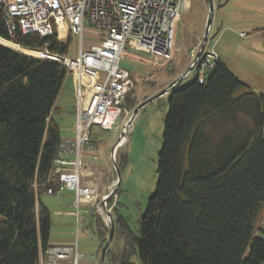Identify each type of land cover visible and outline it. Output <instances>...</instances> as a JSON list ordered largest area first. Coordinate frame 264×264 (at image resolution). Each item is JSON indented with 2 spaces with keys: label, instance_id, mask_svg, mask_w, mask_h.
Wrapping results in <instances>:
<instances>
[{
  "label": "trees",
  "instance_id": "trees-1",
  "mask_svg": "<svg viewBox=\"0 0 264 264\" xmlns=\"http://www.w3.org/2000/svg\"><path fill=\"white\" fill-rule=\"evenodd\" d=\"M0 37L49 54L70 47L56 27L46 37L10 35L1 11ZM67 76L56 61L0 45V264H38L50 247L39 195L57 185L51 173L63 139L53 114ZM172 86L155 191L138 233L114 203L104 264H264V239L254 235L264 209V95L219 58L204 83ZM135 105L132 91L127 106ZM96 223L102 249L109 229Z\"/></svg>",
  "mask_w": 264,
  "mask_h": 264
},
{
  "label": "rangeland",
  "instance_id": "rangeland-1",
  "mask_svg": "<svg viewBox=\"0 0 264 264\" xmlns=\"http://www.w3.org/2000/svg\"><path fill=\"white\" fill-rule=\"evenodd\" d=\"M211 1L213 16L207 49L214 50L242 83L264 95V0ZM208 6V0H190L189 6L182 10L174 30L170 59L156 60L146 53L129 48L124 50L120 66L131 73L136 105L131 110L128 108V116L124 121L118 122V127L114 131H103L95 125L91 129L90 141L98 145L93 155L98 159L96 162L101 164L100 170L105 176L109 175L111 178L108 181L111 187L106 201L107 212L111 213L116 202L117 209L114 213L126 219L134 233H138L139 221L156 187V169L162 146L163 121L168 111L170 95V91L166 89L171 84L175 89L181 88L195 79L196 74L193 71L184 77L182 75L189 69L190 48L199 38L202 41L208 19ZM251 27H258L259 30H251ZM242 32L245 34H241ZM102 34V30L92 27L85 21L81 45L79 36L68 35L64 40V43L70 41L66 57L73 58L78 55L80 47L82 51H88L92 45L100 42ZM0 44L37 57L45 54L42 51L24 49L2 40ZM71 78L69 75L66 77L56 102L58 109L63 110H57L53 115L62 138L73 136L71 128L75 123L72 122L74 91ZM151 98L153 100L149 101ZM139 106L140 109L131 118L132 111ZM127 120L130 121L129 127L115 154V163L118 166V172H116L113 151L118 146L121 130ZM84 153L86 152H83V155ZM88 155L92 154L88 153ZM83 182L87 183L84 179ZM66 194L68 193L40 196L42 203L50 212L49 239L70 243L71 246H76L79 254H82L83 261L99 263L102 249L96 218L98 216L102 220V216L94 208L89 210L88 207H84L81 209L82 219L78 222L72 208H69V211L73 217H65L64 213L68 211L65 209H61V216L58 217L54 213L58 206V199H64ZM102 222L104 223L103 220ZM254 235L264 239V209ZM132 261L134 264H139L137 258H133Z\"/></svg>",
  "mask_w": 264,
  "mask_h": 264
},
{
  "label": "built area",
  "instance_id": "built-area-1",
  "mask_svg": "<svg viewBox=\"0 0 264 264\" xmlns=\"http://www.w3.org/2000/svg\"><path fill=\"white\" fill-rule=\"evenodd\" d=\"M190 0H0V11L10 35L19 29L24 35L35 33L41 37L53 34L56 27L58 41L67 36L80 37L84 22L102 30L100 42L88 51L79 49L73 58L65 55L45 54L40 59H50L67 68L74 82L76 100V137L61 142V152L73 160L61 157L55 160L51 178L56 188L49 187V195L70 192L73 195V215L82 219L84 205L94 208L108 226L107 203L96 198V188L83 182L82 152H93L90 141L91 127L114 131L118 122L128 116L127 100L134 89L130 72L120 66L126 48L149 54L156 60L170 59L173 36L182 10ZM61 24L65 35L60 40ZM204 50L191 71L198 83H204L218 59L214 50ZM199 47V46H198ZM198 48L191 50L194 59ZM57 58L62 60L58 61ZM192 59V60H193ZM126 123V122H125ZM95 158V157H93ZM38 264H101L83 261L74 247H49L40 253Z\"/></svg>",
  "mask_w": 264,
  "mask_h": 264
},
{
  "label": "crops",
  "instance_id": "crops-1",
  "mask_svg": "<svg viewBox=\"0 0 264 264\" xmlns=\"http://www.w3.org/2000/svg\"><path fill=\"white\" fill-rule=\"evenodd\" d=\"M252 29L251 30H259L258 27H251ZM241 34H245L244 32H242ZM201 41H200V38L199 40H197L193 45L192 47L190 48V51H189V62H188V66H190L191 64V61H192V56H191V50L195 49V48H199L198 46L200 45ZM219 58V57H218ZM220 59V58H219ZM221 60V59H220ZM189 70V69H188ZM191 72V71H190ZM189 72L187 71L185 74L183 75H186L188 74ZM131 75V73H130ZM182 75V76H183ZM70 77H72L71 75H69ZM132 78V77H131ZM72 79V83H73V91H74V82H73V78ZM168 90V89H166ZM169 91V90H168ZM167 91V92H168ZM60 96V94H59ZM58 96V98H59ZM73 100H74V107H73V110H72V116H73V123L76 121V117H75V108H76V100H75V96L73 95ZM57 110H63L61 108L58 109L57 106H55V112ZM67 113V111H65ZM54 115V114H53ZM74 126H75V123L73 124L72 128H71V133L73 136L71 137H65V138H62L63 140H66V139H74L76 137V133L74 131ZM96 126V125H95ZM93 127V126H92ZM91 127V129H92ZM102 130V129H101ZM73 131H74V134H73ZM103 131H106V130H103ZM70 136V135H69ZM116 136V135H115ZM92 143L95 145V151L97 150L98 148V145L96 142H93ZM95 151L93 152H88V153H91L92 155H88L87 151H83V152H86L84 153L83 155V152H82V160H83V163H84V175L85 176L83 179L85 181H87V183L93 185L95 188H96V193H97V196L96 198L98 200H103V201H107L108 198H109V188L111 187V184H108V181L111 179L110 176H105L104 173L100 170L101 168V164L100 163H97L96 162V156L93 155L95 153ZM110 153H111V150H110ZM88 156V157H87ZM92 158L93 160H91L90 158ZM110 156V155H109ZM108 156V157H109ZM60 157L64 160H73V156L70 155V154H65V153H61L60 154ZM95 157V158H93ZM99 158V156H98ZM98 160V159H97ZM109 161H110V157H109ZM65 193H68L66 194L65 198L62 199V198H59L58 200V206L57 208L55 209L54 213L59 217L61 216V213H62V210L61 209H65L68 210L64 213V216L65 217H73L71 211H69V208H71V205L73 203V195L72 193L70 192H65ZM42 195H48L45 193V191L43 190L40 195H39V199L41 198L40 196ZM49 196V195H48ZM62 199V200H61ZM41 201V199H40ZM42 202V201H41ZM84 207H88V205H84L83 206V209ZM89 208V207H88ZM87 208V210H88ZM92 209V208H89V210ZM67 218V219H68ZM49 246L50 247H57V246H65V247H74V246H71L70 243H67V242H64V241H50L49 239Z\"/></svg>",
  "mask_w": 264,
  "mask_h": 264
},
{
  "label": "water",
  "instance_id": "water-1",
  "mask_svg": "<svg viewBox=\"0 0 264 264\" xmlns=\"http://www.w3.org/2000/svg\"><path fill=\"white\" fill-rule=\"evenodd\" d=\"M208 19L206 21V24H205V31H204V34H203V37H202V41L199 45V48L197 50V53H196V56L195 58L191 61V64L189 66V70L188 72H190L194 66V64L196 63L197 59L199 58V56L201 55L202 51L204 50L205 48V45L208 41V35H209V30H210V26H211V21H212V16H213V4H212V1L211 0H208ZM0 39H2L0 37ZM4 40V39H2ZM6 41V40H5ZM6 42H9V41H6ZM11 43V42H10ZM13 44V43H12ZM2 45V44H0ZM3 46V45H2ZM6 47V46H4ZM8 48V47H6ZM24 48V47H23ZM10 49V48H9ZM28 49V48H26ZM12 50V49H11ZM29 50H32V49H29ZM15 51V50H14ZM19 53H22V52H19ZM24 55H28V56H32V57H37V56H33V55H30V54H25V53H22ZM185 75H183L182 77H184ZM153 100V98H151L149 101ZM140 109V106L135 108L133 111H132V114H131V118L135 115V113ZM131 121V119H130ZM130 121L127 120L126 123L124 124L122 130H121V135L119 137V142H118V146H116L114 148V151H113V159H114V169L116 172H118V166L117 164L115 163V154H116V151H117V148L122 144L123 140H124V135L127 131V128L129 127V124H130ZM107 216H108V229H109V235H108V240L107 242L105 243V245L103 246L102 248V251H101V255H100V263L101 264H104V257H105V253L107 251V249L109 248L110 244H111V241H112V238H113V235H114V220L111 216V213L108 212L107 213Z\"/></svg>",
  "mask_w": 264,
  "mask_h": 264
},
{
  "label": "bare ground",
  "instance_id": "bare-ground-1",
  "mask_svg": "<svg viewBox=\"0 0 264 264\" xmlns=\"http://www.w3.org/2000/svg\"><path fill=\"white\" fill-rule=\"evenodd\" d=\"M65 35V25L61 24V32H60V40H62L64 38Z\"/></svg>",
  "mask_w": 264,
  "mask_h": 264
}]
</instances>
